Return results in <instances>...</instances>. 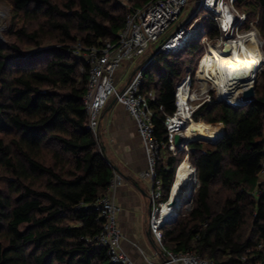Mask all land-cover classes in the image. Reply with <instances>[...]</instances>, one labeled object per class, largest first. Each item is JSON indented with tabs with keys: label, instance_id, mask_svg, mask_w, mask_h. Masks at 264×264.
I'll return each instance as SVG.
<instances>
[{
	"label": "trees",
	"instance_id": "obj_1",
	"mask_svg": "<svg viewBox=\"0 0 264 264\" xmlns=\"http://www.w3.org/2000/svg\"><path fill=\"white\" fill-rule=\"evenodd\" d=\"M149 1L8 0L11 23L0 41V264H110L95 245L104 220L93 206L107 195L114 170L98 134L87 129L88 66L75 53L116 43L127 14ZM236 2L247 26L259 16L264 42V0ZM209 26L207 36L217 38ZM201 46L159 54L156 86L153 74L144 78L141 91L156 94L149 105L160 143L167 142L165 118L175 112L182 59ZM246 104L205 103L193 113L195 121L222 124L223 135L188 145L198 186L191 212L163 232L166 252L264 264V70ZM176 159L168 156L167 168L159 161L167 193Z\"/></svg>",
	"mask_w": 264,
	"mask_h": 264
},
{
	"label": "built area",
	"instance_id": "obj_2",
	"mask_svg": "<svg viewBox=\"0 0 264 264\" xmlns=\"http://www.w3.org/2000/svg\"><path fill=\"white\" fill-rule=\"evenodd\" d=\"M121 1L123 3L127 2V0ZM236 1L197 0L198 5L192 16L167 36V32L179 19L189 0H151L143 7L134 9L127 14L125 25L120 30L116 43L105 42L100 46L90 47L81 54L75 53L88 66L87 88L83 97L88 117L87 129L94 135L98 134L100 114L110 98H114L118 104L123 105L135 123L146 158V168L140 172L139 177L151 184L149 232L164 254V264H214L212 261L200 258L192 252L172 253L164 250L163 229L171 225L181 211L178 212V206L173 211L172 218L162 216L163 208L169 205L171 200V189L174 180H172L167 198L163 199L164 184L162 178L158 175V166L164 150H166L168 156L173 157H177L180 152H184L188 160L189 143L185 128L194 120L193 113L205 103L213 104L225 101L219 99L213 83L198 78L197 72L202 58L209 51V47H216L222 52L223 44L229 43L233 39H241L247 33V31H244V26L248 22V16L245 12L236 9ZM200 10L204 13L195 18ZM203 18H208L215 24L219 34L217 38L210 39L207 36L200 21ZM250 25L252 27V24ZM158 41V48L137 66L130 80L119 90L120 79L116 77V72L124 64L144 55L151 44ZM198 42L204 44L205 53L199 59L194 75L190 74L187 69L186 74L176 83L174 88L175 112L165 118L167 142L160 143L154 136L152 122L154 113L149 105L150 102L156 100V94L153 90L146 91L145 95L144 91H141L145 74L150 67L156 64L155 58L159 54H177L191 43ZM203 82H206L207 85L205 92L202 90ZM199 99H202L201 103L195 104ZM229 106L237 107L232 104H229ZM240 106H243V104L238 105V107ZM180 111L184 112L185 115L181 114ZM216 125L222 126V124ZM221 129L222 134L216 141L223 135V126ZM176 135L181 140V144L178 146H175L173 141ZM178 165L179 163L175 167L173 178L176 176ZM121 183V175L115 173L109 190ZM196 187L190 190L189 199ZM169 206L174 207V205ZM93 207L99 211L100 217L104 220L102 229L95 238V245L107 250L110 264H131L130 259L124 254L120 246L121 231L116 216L119 208L107 195L99 199ZM258 247L262 248L263 245L260 244Z\"/></svg>",
	"mask_w": 264,
	"mask_h": 264
},
{
	"label": "crops",
	"instance_id": "obj_3",
	"mask_svg": "<svg viewBox=\"0 0 264 264\" xmlns=\"http://www.w3.org/2000/svg\"><path fill=\"white\" fill-rule=\"evenodd\" d=\"M132 65V62L126 63L116 72L120 83L126 75L128 79L132 76L139 63ZM98 140L105 156L118 170L113 173L122 178V183L107 193L119 208L117 223L122 233L121 250L131 264H164V254L148 226L151 184L139 177L146 168L144 149L133 119L114 98L107 101L100 114ZM162 165L167 167L164 162Z\"/></svg>",
	"mask_w": 264,
	"mask_h": 264
},
{
	"label": "bare ground",
	"instance_id": "obj_4",
	"mask_svg": "<svg viewBox=\"0 0 264 264\" xmlns=\"http://www.w3.org/2000/svg\"><path fill=\"white\" fill-rule=\"evenodd\" d=\"M228 44L231 49L229 54H224L213 46L208 48L209 51L201 60L197 76L213 83L219 99L238 106L243 104L239 95L257 81L258 72L264 64V55L255 29L248 30L241 39L230 40ZM206 82H203V92L207 89ZM180 113L185 115L182 111ZM185 129L188 142L197 140L215 142L222 134L220 125H208L202 121L192 120ZM196 185L194 168L187 159L181 161L171 189V199L177 203L173 208L165 206L162 216L172 218L173 211L179 206L180 201L189 199L190 190Z\"/></svg>",
	"mask_w": 264,
	"mask_h": 264
},
{
	"label": "rangeland",
	"instance_id": "obj_5",
	"mask_svg": "<svg viewBox=\"0 0 264 264\" xmlns=\"http://www.w3.org/2000/svg\"><path fill=\"white\" fill-rule=\"evenodd\" d=\"M197 5H198L197 0H189L188 4L183 9L179 19L171 26L170 30L167 32V36H169L171 33H173L179 26H182L185 23V21L188 20L192 16L193 12L197 8ZM235 7L237 10L243 11V8H241V4L239 2H236ZM11 10L12 9H11V6H10L8 0H0V41H3V37H2L3 32L7 29V27L11 23ZM203 13L204 12L202 10H200V12H198V14L195 18L199 17ZM251 19H253V17H250V20ZM200 21L202 23V26H203L205 32L208 33V30L210 27L209 26L210 20L208 18H203ZM258 21H259V16H256L253 20L250 21V24H252L253 28L251 27L250 24L248 26L246 24L244 26V31H248L250 29H255L258 32V36H259V39L261 41V48L260 49L264 55V52H263L264 42H263L262 36H261V34L257 28ZM158 46H159V41L157 43L151 44L150 48L144 53V55L136 57L132 60V64H133L132 66H135V64L137 65V63L140 64V63L144 62L158 48ZM203 53H205L204 44H202V46L200 48H198L195 52H193L192 54H187L186 57H184L182 59V62L180 64V66L182 67L181 74H180V77L176 80V82H178L186 74L187 69H188L190 74L194 75V73L198 67L199 59L201 58ZM159 65H160V63H159V61H157L156 65L150 67L148 72L145 74V78H147L151 74H153L155 76V80L153 81L154 87L156 86V83L158 80V74H159V72H158L159 68L158 67H159ZM263 70H264V64H263V66H261V68L258 72L257 81L252 86L254 89V95H255L256 87H258L261 84V74H262ZM118 72H120V70ZM127 79H128V75H126L123 78V82L119 83V85H118L119 90L122 89L121 86L124 85V83H125V81H127ZM145 94H146V91H144V95ZM241 95H242V93L239 95V99L241 98ZM201 101H202V99H199L197 102H195V104H198V103L200 104ZM221 103L229 105L226 101H222ZM199 121H202V120H199ZM208 125H212V124H208ZM214 125H216V124H214ZM220 127H222V126L220 125ZM167 156H168V153L166 152V150H164L163 151V157H162V159L164 158L162 161V163L164 162V165H166V163H167V160H168ZM183 159H186V153L180 152L179 155L177 156L176 161H183ZM196 186H198V185H196ZM196 189H197V187L192 192V196L189 200H188V198H186V200H182L179 203V211L178 212L181 211V213L183 215L189 214L191 212V210L193 208V197H194V194L196 192ZM166 194H167V190H164V196ZM168 228L169 227L163 229V232H165ZM121 237H122V233H121ZM120 243H121V240H120Z\"/></svg>",
	"mask_w": 264,
	"mask_h": 264
},
{
	"label": "water",
	"instance_id": "obj_6",
	"mask_svg": "<svg viewBox=\"0 0 264 264\" xmlns=\"http://www.w3.org/2000/svg\"><path fill=\"white\" fill-rule=\"evenodd\" d=\"M230 46H229V44L228 43H225V44H223V48H222V53H224V54H229L230 53ZM135 71V70H134ZM134 73V72H133ZM133 73H132V75H133ZM131 78V77H130ZM130 78L128 79V81L130 80ZM254 97V89H253V87H250V88H248L247 90H244L243 92H242V95H241V101L243 102V105H245L247 102H249L252 98ZM115 101V100H114ZM173 141H174V145L175 146H178V145H180L181 144V140H180V138H179V136L178 135H176V136H174V139H173ZM197 141H200V142H205V143H208V144H213V142H209V141H206V140H197ZM192 142H195V141H190V142H188L189 144L190 143H192ZM101 151H102V153H104V149H103V147H101ZM104 157H105V160L108 162V164L113 168V170L115 171V172H117L118 170H117V168L116 167H114L111 163H110V161L108 160V158L105 156V154H104ZM195 176H196V174H195ZM197 179V178H196ZM173 180H174V178H173ZM176 200H173V199H171L170 201H169V205H171V206H173V205H176Z\"/></svg>",
	"mask_w": 264,
	"mask_h": 264
}]
</instances>
